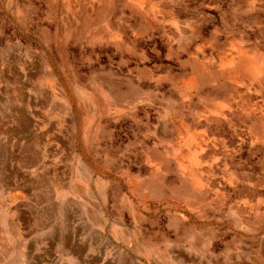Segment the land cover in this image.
Returning <instances> with one entry per match:
<instances>
[{"label": "rangeland", "instance_id": "obj_1", "mask_svg": "<svg viewBox=\"0 0 264 264\" xmlns=\"http://www.w3.org/2000/svg\"><path fill=\"white\" fill-rule=\"evenodd\" d=\"M249 242L264 0H0V264H235Z\"/></svg>", "mask_w": 264, "mask_h": 264}, {"label": "crops", "instance_id": "obj_2", "mask_svg": "<svg viewBox=\"0 0 264 264\" xmlns=\"http://www.w3.org/2000/svg\"><path fill=\"white\" fill-rule=\"evenodd\" d=\"M21 113L27 115L25 111ZM233 260L235 264H264V252H260L259 249L255 248V244L249 242L247 247L245 246L243 249L239 250Z\"/></svg>", "mask_w": 264, "mask_h": 264}]
</instances>
